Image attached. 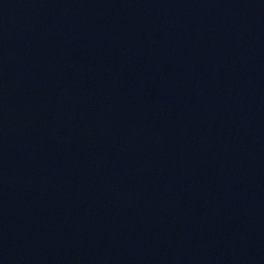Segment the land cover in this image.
Returning <instances> with one entry per match:
<instances>
[{
	"label": "water",
	"instance_id": "1",
	"mask_svg": "<svg viewBox=\"0 0 264 264\" xmlns=\"http://www.w3.org/2000/svg\"><path fill=\"white\" fill-rule=\"evenodd\" d=\"M0 264H264V0H0Z\"/></svg>",
	"mask_w": 264,
	"mask_h": 264
}]
</instances>
